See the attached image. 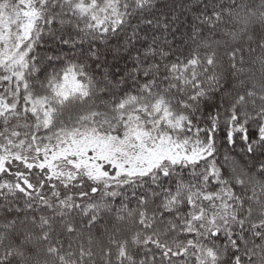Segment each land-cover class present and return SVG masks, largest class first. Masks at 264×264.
Here are the masks:
<instances>
[{
	"label": "snow or ice",
	"instance_id": "1",
	"mask_svg": "<svg viewBox=\"0 0 264 264\" xmlns=\"http://www.w3.org/2000/svg\"><path fill=\"white\" fill-rule=\"evenodd\" d=\"M0 264H264V0H0Z\"/></svg>",
	"mask_w": 264,
	"mask_h": 264
}]
</instances>
